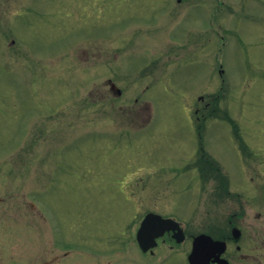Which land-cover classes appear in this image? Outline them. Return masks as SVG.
Returning <instances> with one entry per match:
<instances>
[{
  "label": "rangeland",
  "instance_id": "1",
  "mask_svg": "<svg viewBox=\"0 0 264 264\" xmlns=\"http://www.w3.org/2000/svg\"><path fill=\"white\" fill-rule=\"evenodd\" d=\"M199 146L262 187L257 253L264 0H0V264H188L189 241L151 258L131 228L145 210L226 225L229 202L198 196Z\"/></svg>",
  "mask_w": 264,
  "mask_h": 264
},
{
  "label": "flooded vegetation",
  "instance_id": "2",
  "mask_svg": "<svg viewBox=\"0 0 264 264\" xmlns=\"http://www.w3.org/2000/svg\"><path fill=\"white\" fill-rule=\"evenodd\" d=\"M198 31V29H197ZM104 86L108 85V89L116 95L117 97L122 94V89L117 85V82L113 77H107L104 81ZM106 93H102V96H105ZM201 99V97H199ZM202 100V99H201ZM209 102L205 104V107L209 106ZM200 116H196L199 120ZM243 155V153H241ZM192 164L193 168L197 170V175L199 176L198 189L199 195L202 198L209 197L211 201L221 200L222 202H229L230 209L227 212V223L224 226L212 227V228H200L195 233L188 234L183 227L184 239L182 242H177L174 237V231L168 230L164 231L162 235L156 238V243L149 247L147 250H143V248L139 245L136 238L137 228L132 227V241L138 245V250L144 256L155 257L160 255L163 256L162 252H164V246L166 244L171 243L170 250L174 252L181 244H185L187 241L191 244L190 251L192 249L193 239L201 234L210 235L214 240L222 241L225 243V248L223 251L218 253L215 251L212 253L211 257H209L208 261H205V264H264V242L262 241V235L264 234V228L262 226H257L253 228L254 234L253 238L255 240V247L257 253L248 252L246 246V237L247 234L245 232V228L243 225L246 222V219L249 217V202H260L263 197L262 187L255 186L252 187V191L254 192L255 197L249 196L250 186L244 185L241 181H232L230 178L224 176L221 172L220 165L213 158L212 154L209 153L204 147L199 146L197 151L193 153ZM213 172L210 173L209 177L206 179H202L204 173L203 171ZM218 173L219 176L216 174ZM204 185H203V184ZM206 183V184H205ZM234 187V188H233ZM202 193L205 194L201 195ZM145 213H148L149 210H145ZM144 213V214H145ZM143 214V215H144ZM254 215L259 219L261 217V212L259 210H254ZM234 229H237L235 236ZM190 251L185 255L186 260L190 253ZM73 252L70 250L64 251L61 255L62 258H69L70 254ZM261 252V253H260ZM58 259V254H56L55 258ZM52 261H43L41 264H50ZM163 259V258H162Z\"/></svg>",
  "mask_w": 264,
  "mask_h": 264
},
{
  "label": "water",
  "instance_id": "3",
  "mask_svg": "<svg viewBox=\"0 0 264 264\" xmlns=\"http://www.w3.org/2000/svg\"><path fill=\"white\" fill-rule=\"evenodd\" d=\"M176 231L174 236L178 242L183 241L184 232L180 227V223L173 218H163L162 216L148 213L142 220L138 230L137 239L141 247L146 250L155 244V238L162 235L166 230ZM237 236V229H234ZM225 248V243L215 241L211 236L201 234L194 238L192 251L189 255L190 264H205L212 253L217 251L220 253Z\"/></svg>",
  "mask_w": 264,
  "mask_h": 264
}]
</instances>
